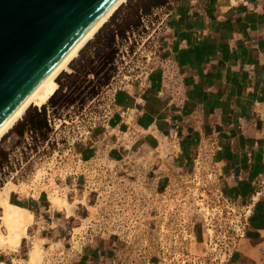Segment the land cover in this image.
I'll use <instances>...</instances> for the list:
<instances>
[{
  "label": "rangeland",
  "instance_id": "rangeland-1",
  "mask_svg": "<svg viewBox=\"0 0 264 264\" xmlns=\"http://www.w3.org/2000/svg\"><path fill=\"white\" fill-rule=\"evenodd\" d=\"M175 2L123 3L58 77V91L43 106H31L0 141V158L9 153L0 188L17 184L12 200L45 207L47 219H76L63 240L41 239L42 224L33 221L13 262L7 257L16 250L0 248L6 264H30L34 241L44 249L36 264H83L90 249L100 264H227L235 257L252 201L226 190L215 144L199 145L186 163L169 132L142 154L140 138L148 132L137 119L140 111L120 99L121 92L158 81L178 92L177 69L159 45ZM116 29L120 35L109 47L106 37ZM112 49L110 70L103 61ZM45 115L57 119L55 128L31 133L29 122ZM54 192L72 204L69 218L66 209L51 206Z\"/></svg>",
  "mask_w": 264,
  "mask_h": 264
},
{
  "label": "crops",
  "instance_id": "crops-1",
  "mask_svg": "<svg viewBox=\"0 0 264 264\" xmlns=\"http://www.w3.org/2000/svg\"><path fill=\"white\" fill-rule=\"evenodd\" d=\"M171 9L173 22L159 45L177 69L178 92L158 81L120 99L140 111L148 132L140 138L142 154L169 132L186 163L199 145L215 144L226 190L252 201L246 233L227 264H264V0H176ZM27 207L42 224L41 239H65L76 221L47 219L45 207ZM95 253L87 251L83 264H100ZM19 255L17 249L7 258Z\"/></svg>",
  "mask_w": 264,
  "mask_h": 264
},
{
  "label": "water",
  "instance_id": "water-1",
  "mask_svg": "<svg viewBox=\"0 0 264 264\" xmlns=\"http://www.w3.org/2000/svg\"><path fill=\"white\" fill-rule=\"evenodd\" d=\"M113 0H0V124Z\"/></svg>",
  "mask_w": 264,
  "mask_h": 264
},
{
  "label": "bare ground",
  "instance_id": "bare-ground-1",
  "mask_svg": "<svg viewBox=\"0 0 264 264\" xmlns=\"http://www.w3.org/2000/svg\"><path fill=\"white\" fill-rule=\"evenodd\" d=\"M126 1L127 0H113L8 115L0 124V141L23 118L31 106L41 107L49 101L59 89L58 77L61 73L70 71V64L72 61ZM18 189L17 184L11 181L6 182L5 185L0 188V248L17 250L21 246L23 239L30 236L28 228L33 224L35 214L29 207L12 200V193ZM20 190L23 191L24 188L21 187ZM50 202L51 206H57L59 210L66 209L68 216L71 214L72 204L67 198L50 193ZM41 243L42 242L34 241L32 244L28 255V262L30 264H36L42 258L44 249ZM0 264H6V262L0 260Z\"/></svg>",
  "mask_w": 264,
  "mask_h": 264
},
{
  "label": "trees",
  "instance_id": "trees-1",
  "mask_svg": "<svg viewBox=\"0 0 264 264\" xmlns=\"http://www.w3.org/2000/svg\"><path fill=\"white\" fill-rule=\"evenodd\" d=\"M155 3L158 4L159 2H155ZM117 35H120L119 30L117 31V29H116V32L115 31H110L109 35H107L106 43H107V45L109 47H112V45L115 43V38H116ZM104 60H105V61H103L104 65H106V67H107L110 64L111 67H109V69L110 70L113 69L114 68L113 64L116 63V50L112 49L109 53H106L105 57H104ZM90 72H93V70L88 69L87 73L89 74ZM110 78H111V76L107 75V80L108 79L110 80ZM109 80L107 82H109ZM95 94H97V92ZM41 127H45V128L50 127L49 124H48V119H47L46 115L44 116V118H41V119H38V118L34 119L33 118L28 124V130L32 131L33 133H36V135L39 132V129ZM8 155H9L8 152L7 153L3 152V155L0 158V170L2 168L1 165H3V161L5 159H6V161L8 160Z\"/></svg>",
  "mask_w": 264,
  "mask_h": 264
},
{
  "label": "built area",
  "instance_id": "built-area-1",
  "mask_svg": "<svg viewBox=\"0 0 264 264\" xmlns=\"http://www.w3.org/2000/svg\"><path fill=\"white\" fill-rule=\"evenodd\" d=\"M59 120H61L60 118H59ZM57 119L54 117L53 119H51V117H50V115H49V118H48V124H49V126L51 127V128H55V125L57 124ZM64 122H66V120L64 119ZM61 124L63 125V122H61ZM31 133H32V131H30ZM176 134V133H175ZM171 135H172V133H171ZM49 139H50V137H48L47 138V141H49ZM76 141V139H74L73 140V142H75ZM137 171H139V169L137 170ZM157 171V170H156ZM11 172H12V174H13V169L11 170ZM15 172H17V170H15ZM156 173V172H155ZM73 176H75L73 179L75 180L76 179V175L78 174V171H74L73 173ZM61 189H63V188H60V190ZM57 191H58V189H57ZM83 204V203H82ZM249 212V211H248ZM248 221H249V219H243V226L244 227H246L247 225H248Z\"/></svg>",
  "mask_w": 264,
  "mask_h": 264
}]
</instances>
